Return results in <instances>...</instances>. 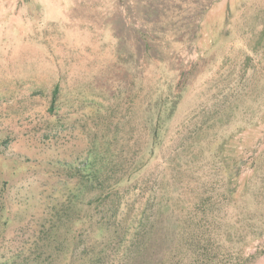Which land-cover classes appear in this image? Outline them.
<instances>
[{"label": "rangeland", "instance_id": "obj_1", "mask_svg": "<svg viewBox=\"0 0 264 264\" xmlns=\"http://www.w3.org/2000/svg\"><path fill=\"white\" fill-rule=\"evenodd\" d=\"M160 96L176 108L103 253L79 171L94 149L130 177ZM169 198L205 212L159 230L167 264H264V0H0V264H129Z\"/></svg>", "mask_w": 264, "mask_h": 264}, {"label": "trees", "instance_id": "obj_2", "mask_svg": "<svg viewBox=\"0 0 264 264\" xmlns=\"http://www.w3.org/2000/svg\"><path fill=\"white\" fill-rule=\"evenodd\" d=\"M57 94L58 88L55 90V98L51 105V112H53V114L56 107L55 104ZM167 102L168 101L163 96L158 97L155 101L156 116L153 122V143L151 147L150 157L139 161L138 165L134 168V173L130 177L119 178L114 175H111L112 167L114 168L115 164H98V155L94 153V149L88 157V162L90 163L87 169L85 171H79L81 182L85 184L87 190L99 191V194L93 197L92 207L90 210H88L85 219L90 224L95 222L98 223L100 225V230L104 231L102 243H105V246L101 250L103 253H106L108 251V247H106V245L109 246V244L117 240V238L122 239L123 237V232L120 229L125 226V223L128 221V218L124 217V214L120 220L118 218H120L122 214L121 211L123 210L122 204L124 203L125 193L128 194L130 192L129 188L131 187L130 184L133 179L140 175L142 172H144L145 168L150 164V161L152 160L151 156H155L156 149L160 145L162 138L161 121L165 117V115H167L165 118L169 119L172 116L171 114H173V110L176 108L177 105V101L171 103L172 105ZM106 170H109L110 172ZM240 175L241 173L236 170L230 171L228 177L230 179L231 186H235L238 184V179ZM236 191L237 190H234V193ZM172 202V199L169 198V201L165 202L166 205L159 210V214L157 215L158 218L156 217V223L158 224V226H156L157 229L156 232L153 233L154 236L152 238L148 237L149 234L147 236L138 231L137 235L131 238L132 240L130 242V245H128V251L133 252L134 257L129 264H167L166 257L168 255L165 257V255L163 256L160 251L162 246H164L165 242L167 241L168 234L165 232L166 234H163V238L160 236L158 237L159 230H165L166 227H173L174 230L181 237V235L183 234V223L190 220L195 224V226H192L191 235L193 236L196 233L198 228L196 218L200 213L205 212L204 208H202L201 206H196V208H192L191 212L187 213L188 218H185L184 221L183 218L186 217V215L184 217H181L177 205L173 204ZM93 207L95 209H92ZM193 215L196 216L193 217ZM144 221L145 218L141 217L139 223L144 224ZM206 229L207 231H211V227H207ZM140 236L146 239L138 242ZM209 241L210 237L208 242ZM157 247H159V249H157ZM101 251L96 252V249L92 251L86 250V257L88 259L87 264L102 263L103 257L102 254H100ZM252 258V256L245 257L237 255V257L235 258L236 260L232 264H252ZM168 259L170 260V258ZM178 260L180 262L177 264H181L183 262V257H178Z\"/></svg>", "mask_w": 264, "mask_h": 264}]
</instances>
